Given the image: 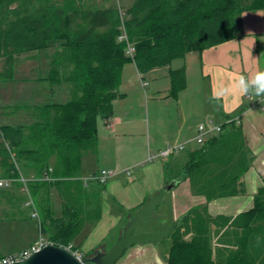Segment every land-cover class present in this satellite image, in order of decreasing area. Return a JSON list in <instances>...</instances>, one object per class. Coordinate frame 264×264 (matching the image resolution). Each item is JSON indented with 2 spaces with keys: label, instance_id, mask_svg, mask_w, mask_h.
<instances>
[{
  "label": "trees",
  "instance_id": "1",
  "mask_svg": "<svg viewBox=\"0 0 264 264\" xmlns=\"http://www.w3.org/2000/svg\"><path fill=\"white\" fill-rule=\"evenodd\" d=\"M119 1L124 0H0V82L14 81L21 56L52 50L47 79L70 87L67 102L9 108L29 121L0 124V178H28L40 233L74 253L82 227L102 217L105 184L84 186L82 159L97 151L98 120L112 118L113 102L124 96V66L134 62L142 74L169 67L236 38L240 15L264 9V0H133L127 7ZM123 33L135 47L133 57L126 54L128 42L119 41ZM169 78L170 96L176 97L187 85L185 68L170 70ZM251 165L242 129L225 125L181 166L166 164L165 182L189 180L192 195L209 203L243 195ZM20 189L19 182L0 189V201L23 208L27 198ZM53 189L62 201L59 218L52 209ZM253 200L235 218H212L207 204L192 207L168 238L167 264H264V176Z\"/></svg>",
  "mask_w": 264,
  "mask_h": 264
},
{
  "label": "crops",
  "instance_id": "2",
  "mask_svg": "<svg viewBox=\"0 0 264 264\" xmlns=\"http://www.w3.org/2000/svg\"><path fill=\"white\" fill-rule=\"evenodd\" d=\"M120 2L122 1H119V4ZM192 53H198L195 58L198 59L202 76L208 80L209 84L210 104L206 106L207 114L203 119L204 121L201 120L203 122L200 121V123L194 119L198 116V112L196 113L193 109H189L191 111L187 112L182 111L183 106L181 104L183 102L188 103V101H184L189 89L188 82L185 89L176 97L170 96V70L184 67L186 75H188L186 59L189 56L191 57ZM49 54L53 55V51ZM181 61H184L185 64L178 65L176 69L169 66L152 70L146 74L140 73L134 62L124 66L119 86V93L124 96L113 102L112 118L108 121L98 120L97 151L87 153L82 159V172L86 168V161H89V159H95L96 165L101 164V168L91 171L88 177L82 174L84 186L95 189L97 184L86 180L93 175L100 174L103 170L112 171L115 173L114 176L105 183V191L109 193L107 195L111 196L116 202H118V195L123 197L125 201L130 199V202H133L138 208L165 184L164 166L166 164L171 163L173 166H181L187 156L202 145L195 140L200 124H208L212 121L213 124L225 126L228 119L238 117L240 122L235 125L242 129L252 156V165L244 177L246 192L240 196L216 199L207 203L204 196L192 195L190 182L186 180L165 198V204L168 202L172 206L171 217L175 222L192 207L205 204H207L208 213L212 218H235L253 207L254 195L262 185V177L264 176V94L256 96L251 91L243 93L239 84L241 77L251 80L257 72L264 71V9L245 11L240 15L236 38L205 49L202 52H191ZM131 67H134L135 70L133 71ZM160 77H163L168 83H165L162 87L155 86L158 82L157 79ZM130 82L135 84L140 82L143 88L153 83L151 90L159 93L156 94L155 101L160 103L162 97L160 91L162 89L165 92L163 99H165L166 105L168 106L172 101L180 107L184 114L181 121H174V118H170V122L164 126V133L160 132L159 136L151 141L153 150H155L154 156H157L160 151L170 145L182 144L185 146L184 150L178 151L171 158L161 157L160 162L153 160L146 165L145 159L141 158L143 151H141L142 148L137 139L143 125L140 124L142 122L138 120L136 111L132 114V106L129 102L128 87ZM51 87L54 88L53 95L65 88L69 92L70 98V87L67 83L51 84ZM141 97L140 101L143 99L142 95ZM4 101L12 102L10 99ZM15 106L14 104L8 105L9 108ZM7 112L10 117L16 116V113L12 114L10 109ZM218 134L209 135L207 140ZM51 163H54V159ZM141 166L143 167L142 171L136 173L141 180L135 182L136 177L133 176V170ZM144 184L148 188L147 191L140 188ZM133 197L134 200H132ZM10 217L12 220H21V215ZM113 221H116V219L114 218ZM168 221H170V218L162 220L163 224ZM212 228L214 229V227ZM38 238L34 237L24 241L20 249L10 250L6 255L27 248ZM169 248L170 244L161 246L160 243L135 245L130 248L124 264H167Z\"/></svg>",
  "mask_w": 264,
  "mask_h": 264
},
{
  "label": "rangeland",
  "instance_id": "3",
  "mask_svg": "<svg viewBox=\"0 0 264 264\" xmlns=\"http://www.w3.org/2000/svg\"><path fill=\"white\" fill-rule=\"evenodd\" d=\"M132 1L133 0H124L120 2V4L127 7ZM51 51L52 50H40L20 57L16 64L14 81L0 82V113L8 111V105L13 104L22 107L45 106L50 103H64L69 100V92L66 91L65 88L61 89V92L53 95L52 91H54V88L51 87V83L47 79L51 72L52 55L49 54ZM192 54L191 57L189 56L186 59V65L188 64L186 82H188L189 89L185 95L184 101H188V105L184 102L183 104H180L183 106V112L191 111L189 109L195 110L196 113L198 112V116L194 119L195 121L198 120V123H200L201 120L205 119V115L207 114L206 106L210 104V95L208 92L209 84L208 80L202 76L198 59L195 58L198 56V53ZM183 64H185V62L181 60L173 61L171 67L176 69L178 68V65L182 66ZM131 68L133 71L135 70L134 67ZM3 69L4 64L3 61L0 60V71H3ZM157 81L158 82H156L155 86L162 87V85L168 83L163 77L158 78ZM151 87H153V83L148 87L144 86L143 88L140 82L137 84L130 82L128 87L129 102L130 106H132L131 112L134 114L136 111L138 114V120H141L142 123L140 124L143 125V129L141 132L139 131L137 139L142 148L141 151H143L141 158L145 159L146 165L151 163L149 156L154 155L155 153L151 141L158 137L160 132H162V134L164 133V126L170 122V118H174V121H181L184 115L176 103L171 101L168 106L166 105L165 99H163L165 97V92L162 89L160 91V94L162 95L159 101L160 103H157L155 97H157L156 94L159 93L151 90ZM141 95L143 96V99L140 101V98H142ZM5 99H10L12 102H5ZM4 121L9 123L15 121L27 122L29 121V118L27 115L19 113L14 117L6 116L2 118L0 124ZM160 159L162 158L156 157L153 160L160 162ZM52 165L53 164L51 163L50 171L52 170ZM98 168H101V164L96 165L95 159H89V161H86V168L82 174L85 177H88L91 171H96ZM142 169L143 167L141 166L133 170V176L136 177L135 182L141 180L136 173L142 171ZM47 174L48 172L44 173V175ZM89 182L93 184L97 183L96 181ZM140 188L143 191L148 190L145 184L141 185ZM105 190L106 187L100 191L102 204L101 219L95 224L87 222L85 226L82 227L80 234L74 240L73 249L82 259L91 258L99 252L107 251L120 237L127 223L139 208H137L133 202L131 203L130 199L125 201V199L119 195L117 198L120 204L118 202L116 203L111 196L107 195L108 192ZM50 197L54 217L59 218L62 216L63 212L62 201L58 191L53 189ZM132 200H134V197ZM164 204L158 208L157 213L154 216L146 219L145 223L138 228L137 232L161 231L175 222L171 217V204H168V202L165 205ZM122 207L126 211H124ZM22 212L27 213L26 219L23 217H20L21 220L11 219L10 216L23 215ZM114 218L116 221H113ZM165 218H170V221L163 224L162 220ZM39 233L38 220L31 216V211L29 209H25L24 207H20L19 209L18 205L17 207L11 206L9 200L0 201V257L5 256L10 250L20 249L24 241L39 237ZM159 243L161 246H168L171 244L169 239H164ZM129 250L130 249L125 252L124 256L119 259L116 264H124Z\"/></svg>",
  "mask_w": 264,
  "mask_h": 264
},
{
  "label": "water",
  "instance_id": "4",
  "mask_svg": "<svg viewBox=\"0 0 264 264\" xmlns=\"http://www.w3.org/2000/svg\"><path fill=\"white\" fill-rule=\"evenodd\" d=\"M181 182V178L165 182L155 195L137 209L120 237L105 252H99L91 258L82 259L67 247L48 244L28 258L11 264H116L124 256L125 252L135 245L159 243L164 239H168L178 222H174L161 231L137 232V230L145 223L148 217L157 213L158 208L165 203L167 194Z\"/></svg>",
  "mask_w": 264,
  "mask_h": 264
},
{
  "label": "built area",
  "instance_id": "5",
  "mask_svg": "<svg viewBox=\"0 0 264 264\" xmlns=\"http://www.w3.org/2000/svg\"><path fill=\"white\" fill-rule=\"evenodd\" d=\"M127 41L128 42V38L127 35L125 33H123L122 35H120L119 37V41ZM126 54L130 57H133L135 54V47L133 44H131L130 42L127 43V48H126ZM1 121V119H0ZM239 118L235 117V118H230L227 120L226 125H231V124H238ZM223 126L221 125H216L213 124L212 121H210L208 124L206 123H202L198 126L197 129V134L195 136V140L199 143V144H204L207 141V137L209 135H213L214 133H220L222 131ZM185 149V146L182 144L179 145H170L168 146L166 149L162 150L159 152V154L157 156L154 155H150L149 156V160L152 161L154 158L156 157H164V158H168L171 155L177 153L178 151H182ZM114 172L112 171H107V170H103L100 172V174H96L91 176L90 178H88L86 181H96V182H100V183H106L107 180L109 178H111L112 176H114ZM43 179L49 180V177H45ZM16 182L21 183V189L20 192L25 193L26 194V201L23 204L24 208H28L31 211V216L33 218H36L38 221H40V216H39V212L35 206L34 200L30 194V190L28 187V182L29 180L23 176H20L17 179L14 178H0V189H11L13 188L14 184ZM48 244H52L50 243L41 233L39 234V238L32 243L31 245H29L27 248L15 252V253H11L9 255L4 256L1 260H0V264H11L13 262H18V261H22L26 258H28L29 256H31L33 253L38 252L39 250H41L44 246L48 245Z\"/></svg>",
  "mask_w": 264,
  "mask_h": 264
},
{
  "label": "clouds",
  "instance_id": "6",
  "mask_svg": "<svg viewBox=\"0 0 264 264\" xmlns=\"http://www.w3.org/2000/svg\"><path fill=\"white\" fill-rule=\"evenodd\" d=\"M239 84L243 93L251 91L256 96L264 94V71L257 72L251 80L241 77Z\"/></svg>",
  "mask_w": 264,
  "mask_h": 264
}]
</instances>
